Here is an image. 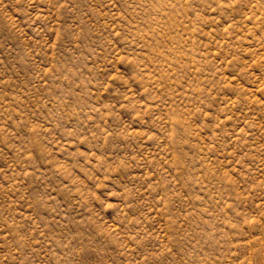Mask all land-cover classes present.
<instances>
[{"label": "rangeland", "instance_id": "374dc122", "mask_svg": "<svg viewBox=\"0 0 264 264\" xmlns=\"http://www.w3.org/2000/svg\"><path fill=\"white\" fill-rule=\"evenodd\" d=\"M0 264H264V0H0Z\"/></svg>", "mask_w": 264, "mask_h": 264}]
</instances>
